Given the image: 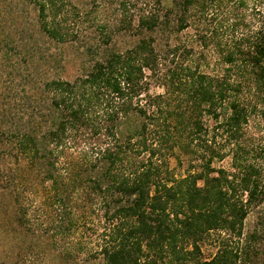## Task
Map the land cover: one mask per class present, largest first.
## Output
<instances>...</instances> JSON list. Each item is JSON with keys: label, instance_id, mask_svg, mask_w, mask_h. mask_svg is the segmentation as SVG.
Wrapping results in <instances>:
<instances>
[{"label": "trees", "instance_id": "trees-1", "mask_svg": "<svg viewBox=\"0 0 264 264\" xmlns=\"http://www.w3.org/2000/svg\"><path fill=\"white\" fill-rule=\"evenodd\" d=\"M0 190L21 250L36 193L56 250L97 210L101 264H264V0H0Z\"/></svg>", "mask_w": 264, "mask_h": 264}, {"label": "rangeland", "instance_id": "rangeland-1", "mask_svg": "<svg viewBox=\"0 0 264 264\" xmlns=\"http://www.w3.org/2000/svg\"><path fill=\"white\" fill-rule=\"evenodd\" d=\"M8 2H11V0H8ZM101 13L103 16H107L110 20L114 18L111 10L110 12L101 10ZM86 34L87 31H85L84 35ZM178 41L182 44L187 43L191 45L190 43L193 42V38L190 33L183 32L179 35ZM119 42L122 43L121 40ZM74 72V68H69L66 75L72 77L75 74ZM204 121L206 125L212 124L211 121L206 118ZM78 139L79 140L74 145L70 146L71 148H69L70 150L67 152V156L70 158H76L79 153L83 152L82 150L86 149L88 146V143H86L85 140H82L80 137H78ZM190 159V155L179 153L177 158L169 157L166 164L169 167L170 173H172L175 178H180L185 175L186 170L188 169V161ZM21 163L24 164L23 161H21ZM158 163L160 162L158 161ZM8 164H10V162ZM16 165L17 164L14 163L13 167ZM214 166L230 170V156H225L223 160L216 162ZM18 168L19 167L17 166L16 169ZM1 196L2 193L0 190V229L2 228L1 221L5 217V212H1V206L3 204V198ZM27 198L31 204L30 221L32 224V231L36 238H38L39 245L35 248L36 250H32L26 245L22 250L18 249L15 246V240L12 239V234L9 230L10 228H8L5 233L3 232L4 234L0 230V264H101L100 256H97V239L100 231L106 227V224L99 211H89L85 217L81 218L78 227L73 230L71 236L65 241H61L60 243L62 244L58 246L60 250H56V246H51L47 241L55 233L52 231L51 227L47 226V216L42 212V202L38 197V194H30ZM63 247L70 248L72 256L69 258L60 256V253L63 252L61 250ZM214 251L215 250L212 246H209L208 244L202 245L204 258H209ZM20 252L21 255L19 256Z\"/></svg>", "mask_w": 264, "mask_h": 264}]
</instances>
